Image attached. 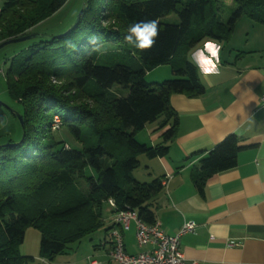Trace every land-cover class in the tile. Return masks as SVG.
Wrapping results in <instances>:
<instances>
[{"label":"trees","instance_id":"16d2710c","mask_svg":"<svg viewBox=\"0 0 264 264\" xmlns=\"http://www.w3.org/2000/svg\"><path fill=\"white\" fill-rule=\"evenodd\" d=\"M66 2L2 0L0 43L32 33L48 34L32 30ZM83 3L84 11L73 29L53 39L27 40L9 60L4 75L10 96L19 105L18 112H11L16 118L20 114L23 124L17 141L3 140L0 135V264L32 260L20 256L16 246L30 225L41 231V256L52 260L65 251L68 242L104 226L103 207H109L111 199L116 208L110 212L130 209L139 219L153 223L151 201L162 190V179L140 182L132 172L139 166L138 156L155 158L168 153L178 124L170 96L197 97L204 92L190 51L205 39L226 41L241 17L264 24V0H233L226 11L223 0ZM172 13L177 23L162 21ZM154 19L159 22L154 46L144 51L130 48L124 39L128 26ZM93 34L102 37L99 45L123 43V49L130 57L137 56L138 62L96 64L97 52L91 51L95 45L89 43ZM162 65L170 67L172 77L148 81L147 73ZM114 86L118 88L113 90ZM84 97L91 103L81 102ZM4 110L0 102V125ZM54 116L81 143L80 148L54 139L50 132ZM160 119L158 129L167 128L159 143L148 145L136 139L146 125ZM241 148L237 136L229 134L199 155L191 173L199 193L214 174L236 166ZM86 168L92 172L89 176L84 175ZM75 178L86 184L84 193L74 188Z\"/></svg>","mask_w":264,"mask_h":264},{"label":"crops","instance_id":"0c3cea01","mask_svg":"<svg viewBox=\"0 0 264 264\" xmlns=\"http://www.w3.org/2000/svg\"><path fill=\"white\" fill-rule=\"evenodd\" d=\"M189 58L204 92L197 97L170 96L178 124L168 153L144 160L146 180L161 178L163 184L151 201L155 219L167 235L176 234L186 221L195 223L193 232L180 237L188 263L264 264V24L241 17L226 41L205 39ZM171 77L169 67L161 78ZM161 120L146 125L143 143L161 141L167 128L158 129ZM229 134H235L242 147L236 166L214 174L199 193L191 179L193 167ZM111 214L105 207L102 236L92 246L94 256L85 257L88 264L91 259L115 264L108 241L113 229L121 233L126 253L143 251L136 244L134 222L122 228L112 222ZM39 258V264H51Z\"/></svg>","mask_w":264,"mask_h":264},{"label":"rangeland","instance_id":"374dc122","mask_svg":"<svg viewBox=\"0 0 264 264\" xmlns=\"http://www.w3.org/2000/svg\"><path fill=\"white\" fill-rule=\"evenodd\" d=\"M83 4V0H67L63 8L58 11L56 14L51 16L46 21L42 22L32 31L35 32H46L48 34L57 35L59 33L65 32L67 28H70L74 23L77 14ZM233 5V0H223V8L226 9L229 6ZM244 16V15H243ZM245 18V16H244ZM163 22L166 23H177V16L172 13L164 18ZM26 42L20 43H11L0 49V102L4 105V120L0 125V135L3 140L11 139L17 141L21 136V126L18 118L14 117L11 110L19 111V105L12 99L8 91L5 72L9 67V60L14 55L15 52L24 48ZM102 52H97L94 62L98 65H107L111 66L115 63L134 65L136 61L138 62L137 56L135 58L130 57L128 52L123 49V43H102L100 44ZM168 65H162L154 70L151 74L146 75L148 81H152L155 77H160L159 81H162V78L168 70ZM168 79V78H166ZM61 84L60 82H57ZM118 86H114L113 90H116ZM122 90V89H121ZM120 90V91H121ZM86 93V92H85ZM121 95H125L126 91L122 90ZM87 94V93H86ZM85 94V95H86ZM87 96V95H86ZM81 102L91 103L86 97L82 99ZM50 132L54 139L64 141L65 144L68 143L69 146L80 148L81 143L78 142L65 128L62 127L58 117L54 116L52 123L50 125ZM136 139L143 143V140H147L146 130L139 131L136 134ZM2 140V141H3ZM146 157L144 155L138 156L139 166L133 170L132 177L140 182H148L145 177L148 176V171L145 168L146 163L144 160ZM85 176H89L92 172L89 168L85 169ZM76 191L85 192L86 184L80 178H75V187ZM68 189V188H67ZM68 193L67 191L60 192L59 196ZM107 211L110 212V208L107 207ZM112 213V212H110ZM113 215V214H111ZM103 224H104V207H103ZM102 236V231H95L89 235H86L79 239L78 241L68 242L67 248L64 252L56 255L51 261V264H88V261L85 260L87 255L93 257V244H98V240ZM40 240H41V231L38 227L28 226L25 229L23 240L20 243H17V250L20 256L31 257L32 260H28L26 264H39V257L41 256L40 251ZM92 254V255H91ZM47 259L46 257H43ZM48 260V259H47Z\"/></svg>","mask_w":264,"mask_h":264},{"label":"built area","instance_id":"2783aa9c","mask_svg":"<svg viewBox=\"0 0 264 264\" xmlns=\"http://www.w3.org/2000/svg\"><path fill=\"white\" fill-rule=\"evenodd\" d=\"M260 102L264 107V94ZM108 204L110 209L116 208L112 199ZM113 214L112 222L122 228H128L130 222H134L136 244L143 248L137 254L126 253L121 233L113 229L108 241L111 243L110 258L115 264H197L194 261L188 263L180 248V237L194 231V222L186 221L176 234L167 235L162 231L158 220L148 224L139 219L133 210H116ZM89 264L100 263L91 259Z\"/></svg>","mask_w":264,"mask_h":264},{"label":"clouds","instance_id":"9594fccd","mask_svg":"<svg viewBox=\"0 0 264 264\" xmlns=\"http://www.w3.org/2000/svg\"><path fill=\"white\" fill-rule=\"evenodd\" d=\"M159 36V22L158 20H144L130 24L127 28V34L124 39L130 48L144 51L152 48L155 44L156 38ZM102 37L93 34L89 37V43L95 45L91 49L94 52H102L101 46L98 44ZM74 46V45H73Z\"/></svg>","mask_w":264,"mask_h":264},{"label":"water","instance_id":"95a60500","mask_svg":"<svg viewBox=\"0 0 264 264\" xmlns=\"http://www.w3.org/2000/svg\"><path fill=\"white\" fill-rule=\"evenodd\" d=\"M84 8H85V3L82 4L78 14H77V17H76V20L75 22L72 24V26L69 28L70 29H73L76 24L78 23L83 11H84ZM66 32L62 33V34H58V35H55V36H51V35H48V34H43V33H32V34H28V35H25V36H20V37H16V38H11L9 40H6L2 43H0V49L8 44H11V43H19V42H24V41H27V40H30L32 38H41V37H44V38H48V39H53L55 37H60L62 35H64ZM17 118L19 120V123L20 125L22 126L23 124V121H22V117L20 114L17 115Z\"/></svg>","mask_w":264,"mask_h":264},{"label":"snow or ice","instance_id":"6c2138e0","mask_svg":"<svg viewBox=\"0 0 264 264\" xmlns=\"http://www.w3.org/2000/svg\"><path fill=\"white\" fill-rule=\"evenodd\" d=\"M209 47H210V45H209Z\"/></svg>","mask_w":264,"mask_h":264}]
</instances>
